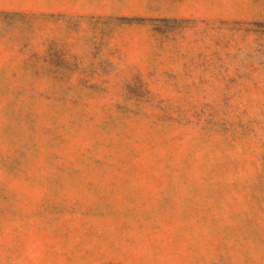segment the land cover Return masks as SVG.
<instances>
[{"label": "rangeland", "instance_id": "rangeland-1", "mask_svg": "<svg viewBox=\"0 0 264 264\" xmlns=\"http://www.w3.org/2000/svg\"><path fill=\"white\" fill-rule=\"evenodd\" d=\"M0 264H264V0H0Z\"/></svg>", "mask_w": 264, "mask_h": 264}]
</instances>
